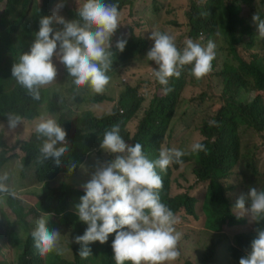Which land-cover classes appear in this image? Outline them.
I'll use <instances>...</instances> for the list:
<instances>
[{"label":"rangeland","instance_id":"obj_1","mask_svg":"<svg viewBox=\"0 0 264 264\" xmlns=\"http://www.w3.org/2000/svg\"><path fill=\"white\" fill-rule=\"evenodd\" d=\"M206 1L127 0L128 5L120 12L119 17V25H122L124 30L116 31L112 37V50L115 53L113 57L120 53L115 48V44L121 38L128 41L126 47L132 45L138 37L145 39L146 44L142 53L134 59L114 63L112 57L113 66L107 73L110 82L105 90L99 93V95L108 97V101L91 102L97 93L86 86L77 87L66 67L54 57L53 63L57 68V77L51 84L42 87L47 92V101L39 107L38 117L30 121H21L15 129H10L7 123H0L3 139L7 149H10L3 154L6 149L0 148V162L9 158L10 155H14L13 159L4 163L0 169V174H8L7 184L10 189L9 193H0V264H17V257L24 241L36 228V221L40 219L38 218L40 215H31L27 218L24 217L23 222H19L16 219L17 214L25 215L34 211L38 197L47 188H56L60 185L72 187L73 178L76 175L61 177L50 185H39L36 182L33 164L23 170L22 163L25 158L23 153L25 151L22 148L28 146L32 140L31 136L36 134L35 123L41 116L53 118L58 122L61 117L75 120L86 112H91L97 117L110 114L117 106L119 96L127 89L134 88L137 90L135 103L139 104V108L135 113L136 116L125 125V129H128L131 136L135 135L144 113L157 98L165 96L164 86L159 84L154 75V69L158 66L154 61L146 59L147 52L153 44V41L149 39L152 31H160L174 37L178 49H183L185 41L188 39L205 47L210 40L215 43L216 55L212 61L211 71L201 79H196L192 74L185 78V84L175 100V112L169 120L161 144H166V148H170L171 144L183 146L181 150L188 153L194 142L206 139L201 131L203 122L211 121L221 107L226 104L228 93H225L224 89L227 67L234 65L233 68H237L239 65L232 59L229 48L220 34L213 35L211 38L204 35L196 38L190 37L187 17L190 5L192 2L204 4ZM36 2L39 3V0ZM84 2L85 0H52L50 15L58 3H63L64 7L60 11V15L73 21L74 19L70 15L78 11ZM263 2L264 0H252L251 3L244 6L240 15L243 20V25L239 30L242 45L238 48V52L247 63L250 62L253 55L264 54V39L259 37L257 27L252 20L253 15L257 13L264 20ZM239 3H241L240 0ZM56 28H62V26L57 25ZM247 28L251 34L245 31ZM172 33L174 34L172 35ZM252 42L254 44L250 47L249 43ZM16 82L12 77L9 87L11 88ZM254 90V83L249 79H244L235 93V98L239 100L242 97L249 100L254 96V92H252ZM75 93L83 98L74 96ZM262 95L264 97V93ZM49 102L51 103L48 104ZM242 140L243 147H245L241 149L239 160L242 165H237L223 182L231 189L228 196L231 199L234 215L247 221L244 227L224 229L219 234L211 233L208 227V216L204 209L208 184L197 182L192 172L194 161L178 164V166H175L174 163L170 165V185L168 189L159 190L160 198L174 199L187 195L196 200L193 206V215H188L184 210H181L178 215L180 222L175 227L182 234L178 244L181 255L170 264H239L237 260H227V249L236 236L253 233L255 222L247 213L235 209L234 206L239 197L242 194H247L250 188L256 187L258 190H264V132L258 133L252 129H243ZM107 157L114 158L109 154ZM108 158L101 155L100 152L98 159L86 169L84 176L77 181V185L82 187L90 179L98 162H107ZM81 194L84 195L82 192ZM9 200H11L10 204ZM78 203L76 202V204ZM66 210L67 208L63 211L66 212ZM73 212L75 213L74 208ZM43 218L48 221L50 230H58L61 233L59 247L63 252L60 255L63 258L72 259L74 240L70 239L71 233L68 230L64 232L55 228L61 214L54 212L43 216ZM33 251L39 254L36 247L33 248Z\"/></svg>","mask_w":264,"mask_h":264},{"label":"trees","instance_id":"obj_2","mask_svg":"<svg viewBox=\"0 0 264 264\" xmlns=\"http://www.w3.org/2000/svg\"><path fill=\"white\" fill-rule=\"evenodd\" d=\"M207 0L204 4L192 2L187 13L190 27V37L196 38L201 35L211 38L213 35L220 34L225 40L232 59L237 63L227 67L225 73V93L226 104L221 107L216 116L211 119L217 124L210 126V121H204L201 131L206 139L201 141L205 145V151L193 153L191 150L181 159L183 163L194 161L193 174L197 182L207 183V197L204 204L205 212L208 216V227L211 233L219 234L224 229L244 227L246 220L234 215L231 208V199L228 192L231 190L224 184V180L232 173L237 165H242L241 149L243 147L242 130L252 129L258 133L264 132V54L257 53L252 56L249 63L245 62L239 55L238 48L242 45L240 27L243 25L241 12L244 6L252 0ZM107 4L118 6L119 13L128 5L127 0H104ZM52 0H0V123H7L9 114L19 115L22 120L30 121L38 117L39 107L47 101V92L40 88V99L35 100L28 94L27 90L17 82L10 88L12 78V66L19 62V57L30 51L36 33L39 30V19L42 16H50ZM264 4V2H263ZM74 20H79L78 11L72 15ZM124 30L119 25L117 31ZM248 34L249 28L245 30ZM145 39H138L124 52L113 57L114 63L125 62L134 59L142 53L145 48ZM251 44V45H250ZM254 42L249 43L250 47ZM179 78L170 79L167 87L170 92L161 98H157L144 113V117L139 122L137 132L131 136L125 125L130 122L135 113L138 112L139 104H136L137 90L127 89L119 96L118 104L110 114L97 117L91 112H86L75 120L61 117L58 124L61 125L66 133V139L70 142L68 152L62 158L59 167L53 164L52 160H45L40 163V147L45 138H38V134L32 135L30 144L22 149L25 151V159L22 163L23 170L28 169L31 164L35 166L36 182L39 185H50L65 176H74L73 186L60 185L56 188H47L38 197L34 211L28 214H17V220L23 222V218L31 215L41 218L51 213H60L61 218L55 224L56 229L68 230L70 239L74 240L72 247V259L63 258L60 254L53 251L44 255L36 254L33 251L35 243L32 235L27 236L21 252L17 257V264H116L113 259L114 252L111 247L115 238V233L109 236L105 244L95 242L89 245L92 255L87 259L79 256L81 245L75 243V237L83 235L87 225L79 221L78 216L73 212L76 202H80L83 192L78 180L84 176V172L101 155L107 157L101 148V140L106 130H110L113 125H119L121 136L129 144L140 143L143 145L145 155L150 160H155L159 156V150L163 144L162 139L166 132L169 120L175 112V100L180 94L187 75L191 74V67L187 65L180 69ZM231 75V76H230ZM244 79H249L254 83V96L249 100L240 98L236 100L235 93ZM233 87H235L233 89ZM233 93V94H231ZM74 96L79 97L77 93ZM108 97L95 95L91 102L100 103L108 101ZM49 102L48 104H50ZM50 112H53L49 110ZM135 114V115H134ZM134 115V116H133ZM61 145H58V147ZM0 148L7 149L0 131ZM99 148V149H98ZM98 149V150H97ZM14 155L0 162V169L4 163L13 159ZM108 158L107 161H110ZM76 162V171L69 175L68 166L70 162ZM244 164V163H243ZM79 165H84L81 169ZM175 166L178 164L174 163ZM162 178V189L169 188L171 167L166 171L157 169ZM80 191V192H79ZM11 200H9L10 204ZM176 215L184 210L188 215L194 214L195 198L184 195L174 199H161ZM66 212L63 211L66 209ZM257 228H264V221L255 222V230L251 234L236 236L233 243L227 249V260L238 261L250 250V244L256 234ZM44 257V258H43Z\"/></svg>","mask_w":264,"mask_h":264},{"label":"clouds","instance_id":"obj_3","mask_svg":"<svg viewBox=\"0 0 264 264\" xmlns=\"http://www.w3.org/2000/svg\"><path fill=\"white\" fill-rule=\"evenodd\" d=\"M63 7V3H58L52 15L39 19V30L34 33L30 51L23 53L19 62L12 66V77L35 100L40 99L41 87L56 80L54 57L66 67L77 87L86 86L99 94L110 82L107 73L113 66L112 57L115 54L112 37L119 27L118 6L107 4L104 0H85L78 9L80 19L73 21L60 15ZM252 20L259 37L264 39V20L258 13L253 15ZM57 25L62 28H56ZM149 39L153 44L146 59L158 66L154 75L164 86L166 94L171 91L167 87L170 79L179 78L180 69L184 66H191V74L196 79L211 71L216 55L213 41L210 40L205 47L188 39L185 47L178 49L174 37L169 34L152 31ZM127 43L121 38L115 48L122 53ZM7 120L8 127L15 129L22 118L9 114ZM58 122L41 116L34 129L38 138H45L40 147L39 162L50 159L57 167L70 145L65 129ZM216 124L215 120L209 122L210 126ZM120 133L119 125L105 131L100 148L114 158L98 162L90 179L82 185L84 195L74 206V214L87 225L84 234L75 237V243L81 245L79 256L87 259L92 255L90 244L99 242L103 245L115 233L111 247L116 264H170L181 255L178 244L182 234L175 227L180 222L178 215L161 202V199L170 198L159 196L163 182L157 169L166 171L173 163L182 165L181 158L186 153L162 145L158 158L150 160L142 144H129ZM205 150L203 143L194 142L191 145L193 153ZM77 167L76 162H70L68 174H73ZM79 167L85 168L84 165ZM8 179L7 173L0 174V193L10 192ZM234 208L247 213L256 223L264 221V190L250 188L247 194L239 197ZM31 235L41 255L53 251L62 254L63 250L59 247L61 233L50 230L48 221L43 217L36 221ZM239 264H264V228L256 229L250 250L240 258Z\"/></svg>","mask_w":264,"mask_h":264},{"label":"crops","instance_id":"obj_4","mask_svg":"<svg viewBox=\"0 0 264 264\" xmlns=\"http://www.w3.org/2000/svg\"><path fill=\"white\" fill-rule=\"evenodd\" d=\"M174 33H172V35H173ZM166 146V144L165 145H163V147H165ZM170 148H177V149H182L183 148V146H175V145H170ZM189 153V152H188ZM187 154V153H186Z\"/></svg>","mask_w":264,"mask_h":264}]
</instances>
